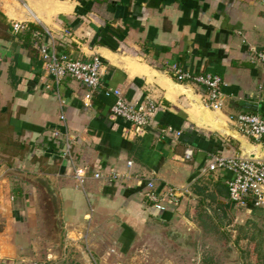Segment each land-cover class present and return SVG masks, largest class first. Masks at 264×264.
<instances>
[{
	"label": "crops",
	"instance_id": "1",
	"mask_svg": "<svg viewBox=\"0 0 264 264\" xmlns=\"http://www.w3.org/2000/svg\"><path fill=\"white\" fill-rule=\"evenodd\" d=\"M14 23L27 24L29 31L14 35ZM42 29L58 40L70 34L68 51L84 61L100 58L105 85L120 88L127 102L154 101L158 112L151 126L127 138L129 123L110 112L114 97L87 102L85 88L69 78L55 87L30 44L31 31ZM262 48L259 0H0V170L15 172L0 176L11 195L0 209L14 220L4 217L10 234H0V264L55 259L40 235L36 199L45 201L51 234L61 228L68 245L86 248L74 256L78 264L135 260L152 233L186 242L216 223L252 221L262 235L264 209H238L226 184L232 174L207 170L211 155L264 160V141L240 133L234 123L246 112L264 118V72L250 61L252 51ZM174 65L220 76L223 108H208L201 87L177 83L167 71ZM166 128L181 136L162 135ZM65 134L87 168L84 188L63 156ZM188 148L194 151L191 160L184 159ZM112 169L130 175L128 185L93 179ZM12 180L29 198L23 206L10 202L16 199ZM150 181L159 192L176 186L189 188V194L178 208L158 211L143 197Z\"/></svg>",
	"mask_w": 264,
	"mask_h": 264
},
{
	"label": "built area",
	"instance_id": "2",
	"mask_svg": "<svg viewBox=\"0 0 264 264\" xmlns=\"http://www.w3.org/2000/svg\"><path fill=\"white\" fill-rule=\"evenodd\" d=\"M264 4V0H259ZM29 31L25 23H14L12 32L14 35H22ZM31 47L38 54L42 62L44 76L49 78L57 88L61 86L67 78L79 82L85 88L84 100L90 102L94 96L103 95L114 97L115 103L111 107V115L121 118L129 123V129L125 132V137L138 136L151 126L158 112L157 104L152 100H147L140 106H135L127 102L120 88H110L105 85L106 67L100 58L92 61H84L76 51H68L71 48L72 37L66 34L63 39H56L46 30L31 31ZM45 38L50 43L45 42ZM61 48L63 51H59ZM250 61L256 66H261L264 72V48L253 50ZM167 71L175 78L177 83H192L205 90V103L212 110H221L224 106V81L214 74H196L185 70L179 65L172 66ZM87 104V103H85ZM89 104V103H88ZM65 119V116H62ZM236 129L255 140L264 141V118L258 114L246 112L234 119ZM162 135H173L174 138L181 136V132H175L172 128L161 131ZM64 158L68 160L73 169L74 178L81 188L87 183V168L78 162L77 150L73 139L69 134H65ZM55 138H60V133L55 134ZM194 151L188 148L185 151V160L193 158ZM133 163L128 162L132 167ZM207 170L221 176L227 172L232 174V179L227 180L230 201L238 208H263L264 209V160L248 159L243 157H222L211 155ZM130 175H123L118 170L112 169L103 174L97 173L93 179L97 181L113 182L118 185H128ZM189 194V188L171 186L167 192L162 193L156 190L154 181L147 184L144 192V199L158 211H168L179 207L181 200ZM13 200V198H12ZM115 246V245H114ZM113 254L116 253L115 247L111 248ZM47 264V263H42ZM116 264H124L117 262Z\"/></svg>",
	"mask_w": 264,
	"mask_h": 264
},
{
	"label": "rangeland",
	"instance_id": "3",
	"mask_svg": "<svg viewBox=\"0 0 264 264\" xmlns=\"http://www.w3.org/2000/svg\"><path fill=\"white\" fill-rule=\"evenodd\" d=\"M7 173L13 174L15 172L0 170V176H6ZM11 182L14 184L12 195L16 199L12 200L10 198V202L18 207L23 206L29 198L27 199V194H23V190L15 180ZM3 186V183L0 184V203L7 201L9 196L11 197ZM20 192L22 193L20 194ZM5 195H7V198H5ZM35 204L39 210L36 212L35 217L42 226L40 235L49 240L47 243L53 248L52 253L55 258L53 261H48L47 255L42 262H47V264H78L74 256L81 251L83 252V249L86 248L78 246L76 243L68 245L61 228L53 230L51 234L49 212L47 208L42 206L45 201L36 199ZM16 210L18 209L14 207L13 212L20 211ZM5 211L0 209V234L2 235L10 234L8 232L10 227H7L9 221L5 219L6 216L10 217L11 223H14L11 213ZM250 223L248 225L246 221H243L242 225L234 223L233 226H221L216 223L214 226L205 227V229L200 228L202 230L199 236L194 231L193 236L189 237L191 240L186 242L177 240L171 234L162 238L161 233H152L147 236L148 242L146 245H139L138 248L140 249L136 252L135 260L132 258L128 260L127 256L123 257L120 262L124 264H264V230L261 235L257 224L252 221ZM196 237H198V240H196ZM44 250L47 252V248Z\"/></svg>",
	"mask_w": 264,
	"mask_h": 264
}]
</instances>
